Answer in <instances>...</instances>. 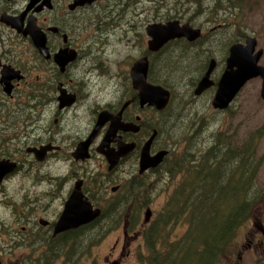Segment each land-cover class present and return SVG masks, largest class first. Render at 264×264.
I'll return each mask as SVG.
<instances>
[{"label": "flooded vegetation", "instance_id": "af4514ba", "mask_svg": "<svg viewBox=\"0 0 264 264\" xmlns=\"http://www.w3.org/2000/svg\"><path fill=\"white\" fill-rule=\"evenodd\" d=\"M29 2L0 0V81L1 70L5 66L11 67L15 73L10 81V94L3 90L0 82V264H62L69 263L67 255L71 248L87 246V228L101 219L105 205L109 201L117 205L119 190L122 191L120 183L154 174L160 169L158 165L138 173L141 147L153 130L157 133L151 143L150 154L167 148H154L158 130L149 123L146 111L151 106L140 103L138 90L132 85L130 68L138 58L146 56V79L151 82V58L162 48L149 51L146 32L145 39L142 34H135L137 44L133 40L130 54L122 59L123 74L117 72L113 75L116 77L114 84L118 85L115 95L108 100L102 96L93 98L87 75H112L100 55L103 31L133 19L128 18L133 13L128 9L129 3L121 2L118 9L110 0H94L74 8L69 6L74 0H50L49 7H40L42 0L32 6ZM146 7L150 11V6ZM2 16H21L24 26L28 19H33L35 26L44 34L46 50L40 51L32 35L19 32L3 21ZM204 34L202 31L200 36ZM174 40H183L192 48L194 55L212 53L215 47L210 40L201 43V38L189 41L181 37L168 42ZM133 46L139 49L136 58L131 52ZM63 49L72 57L65 64H60L56 56ZM129 56L132 57L130 60ZM210 59L216 60L213 69L221 68V75L226 68V47L221 59L210 56L206 66L201 68L200 77L190 88L194 98L209 93L211 101L213 99L220 75L212 78L213 93L209 87L199 95L194 94ZM61 93L72 95L73 101L61 106ZM6 106L12 109L7 110ZM103 110L112 116L121 112V122L132 123L138 129L119 128L102 147L110 120L105 121L92 136L91 133ZM12 117L17 122L15 133L6 131ZM3 134L8 135L6 144L3 143ZM89 138L87 148H77ZM119 143H133V149L109 169L102 150L118 151ZM167 150L168 155L170 150ZM75 188L83 199L89 200L93 209L99 208L101 213L89 223L66 227L68 221L61 223L60 219ZM74 203L77 207L79 200ZM257 226L259 237L248 245H255L264 256V221H258ZM58 227L63 229L57 230ZM262 255L259 258L263 260ZM237 257L241 258V252Z\"/></svg>", "mask_w": 264, "mask_h": 264}, {"label": "rangeland", "instance_id": "374dc122", "mask_svg": "<svg viewBox=\"0 0 264 264\" xmlns=\"http://www.w3.org/2000/svg\"><path fill=\"white\" fill-rule=\"evenodd\" d=\"M166 1V5L162 9H166L167 6L171 7L176 0ZM182 2H187V0H182ZM177 5L183 11L184 7L180 3ZM146 6H150V11L146 9ZM155 6H158L157 0L131 2L128 9L133 13L128 18L133 19L122 21L117 26L103 31L104 36L101 37L103 51H100V55L112 75L107 77L105 75L97 77L87 75L86 80L93 98L102 96L104 100H108L115 95L118 85L114 84L116 77L113 75L117 72L120 75L123 74L122 59L124 56L128 57L130 46L134 41L135 45L137 44L135 34H142V38L145 39V25L150 22L162 21L160 20L162 9L155 11L153 8ZM186 6L188 7L184 10V16L194 14L193 27L200 29V35H202V31L205 33L202 37H198L202 39L201 43L210 40L215 47L212 53H195L193 63L189 64V74L178 81L171 93L172 97L164 109L156 110L153 107L146 109L149 123L151 125L159 124L161 127L154 148H167L170 152L159 164L158 172L149 173L141 178L137 176L132 180L120 183L122 191L119 190L117 204L123 200L127 202L125 207L127 210L120 213V221L118 222L116 215L117 205L114 201H109L103 209V211L106 209V212L101 216V219L88 228L90 238L92 235H96L89 246V251L83 252L74 262L69 261V263L62 264H150V254L156 245L152 249L145 238V232L149 229L150 223L157 221L158 216H163L162 212L167 206L168 197L171 196L174 187L180 184L183 179L181 172L171 177L168 168L174 167L178 160L180 163L184 162L191 152L195 155L199 154V151L209 146L213 137L218 136L221 131L231 136L228 137V140H231L232 143L237 142L239 147L250 136H255L259 131L262 132L257 146V154L263 157V162L257 173V181L260 186L264 185V100L259 94L261 78H252L246 82L225 109L213 108L211 94L207 93L203 97L194 98L190 89L191 85L200 77L201 68L206 66L210 56H214L217 60L221 59L222 51L226 47L227 57L229 47L234 42L243 43L247 36L256 39V51L263 49L258 64L264 65V0H203L200 7L197 4ZM182 11H179L178 14H181ZM107 41L109 42L105 44ZM131 52L133 58L138 57V46H133ZM131 58L129 56V60ZM156 68L159 70V74L167 72L163 64H158ZM104 69L106 68L104 67ZM213 70L210 78H218L221 68ZM160 85L170 90L167 86ZM211 89L213 93L214 88H209L210 91ZM6 109L12 108L6 106ZM16 124L14 118L10 120L6 131L15 133ZM11 133L8 135H12ZM8 135L3 134L5 138L3 143L5 144L8 143L6 140ZM147 208L152 213L149 220L145 222L144 212ZM262 220L264 221L263 199L253 208L249 220L238 229L233 242L228 247L225 246L218 264H225V255L226 264H264L261 250L257 249L255 245H248L250 241L253 243L256 237H259L260 230L257 225L258 221ZM161 221L163 222V219ZM186 221L183 219L169 223L163 227L161 237L166 242L183 237L188 228ZM165 224L164 221L163 225ZM239 252H241L240 259L237 257ZM261 255L263 260L259 258Z\"/></svg>", "mask_w": 264, "mask_h": 264}, {"label": "trees", "instance_id": "16d2710c", "mask_svg": "<svg viewBox=\"0 0 264 264\" xmlns=\"http://www.w3.org/2000/svg\"><path fill=\"white\" fill-rule=\"evenodd\" d=\"M123 1L130 3L138 0H110L116 3L118 9ZM202 1L176 0L171 7L162 9L167 1L157 0L158 6L153 8L155 11L162 9V21L178 18L193 24L194 14L184 16V10L188 7L186 5L197 4L200 7ZM178 3L184 7L183 11L178 8ZM179 11L182 13L178 14ZM191 50L183 40L168 42L151 58V81L167 86L172 93L178 81L189 74V64L193 63L195 56ZM158 64L165 66V74H159ZM152 126L158 132L161 130L159 124ZM220 133L199 154L191 152L184 162L178 160L174 167L168 168L171 177L181 172L183 179L168 197L163 216L150 223L145 232L152 249L156 245L150 254V264H218L221 253L233 242L238 229L249 220L253 208L264 200V185L260 186L257 181L263 162V157L257 154L262 132L250 136L241 147L237 142L228 140L231 136L226 132ZM123 201L117 204L118 222L120 213L127 210V202ZM104 212L106 209L103 215ZM161 219L166 222L165 225ZM183 219L188 224L183 237L166 242L161 237L163 227ZM88 228L86 248H71L67 255L70 262L89 251L94 238H89Z\"/></svg>", "mask_w": 264, "mask_h": 264}, {"label": "water", "instance_id": "95a60500", "mask_svg": "<svg viewBox=\"0 0 264 264\" xmlns=\"http://www.w3.org/2000/svg\"><path fill=\"white\" fill-rule=\"evenodd\" d=\"M39 0H30L29 6L34 5ZM94 0H74L69 6L74 8L76 5H83L84 3H91ZM46 5L50 6V0H42L40 7ZM28 6V7H29ZM23 16V14H22ZM9 18V19H8ZM4 17L2 20L12 27L16 28L23 34L32 35V39L40 51L46 50L44 45L45 37L43 32L35 26L33 19H28L27 25H23V19L19 17ZM145 32L149 39L147 41L149 51H158L164 46L165 43L172 39L184 37L189 41L197 39L201 31L199 28L193 27L189 22L180 23L178 19H171L165 22H150L145 26ZM256 39L254 37H247L245 43L235 42L229 47L228 56L226 57V68L222 72L220 78L217 81L216 90L211 101L213 108L225 109L227 108L236 94L245 85V83L255 77L261 78L260 95L264 100V65L258 64V60L262 54V50L255 51ZM56 56V60L60 64H65L67 59H71V53H68L66 49L59 51ZM215 60L211 59L210 63L205 71L204 75L198 81L197 86L194 88V94L199 95L202 91L208 89L214 84V81L210 78V75L215 66ZM148 70V58L146 56L138 58L130 68V76L134 89L138 90V96L140 103L143 105L147 103L156 110H162L166 107L170 100V91L164 86L147 81ZM16 72V71H15ZM9 66H5L1 70V81L3 84V90L10 94L11 84L10 81L14 78L15 73ZM16 77H19L17 75ZM60 105L69 104L73 101L72 95H64L61 93L59 96ZM60 106V107H61ZM110 113L103 110L99 113L97 123L91 133V136L97 131V129L107 120H110L109 128L104 136L102 147L109 139V136L114 134L117 129H138L132 123H122L120 120L121 112H118L115 116L109 115ZM157 131L153 130L151 136L142 145L140 156L138 173H143L148 168L157 167L162 161L164 156L167 155V149H161L154 154H150V146L156 135ZM90 138L78 145L77 148H87V144ZM133 143H119L118 151H112L109 149H103L102 153L106 156L109 163V169L114 167L118 159L127 154L133 149ZM114 189V188H113ZM75 200H79L78 206ZM80 204V205H79ZM81 206V207H80ZM76 208V209H75ZM101 211L99 208L93 209L88 199H83L78 188H75L72 192L70 202L67 204L64 214L61 217V223L63 220H67L66 227H75L79 223H89L99 217ZM151 210L147 208L144 212V221L147 222L151 216ZM71 222L69 223V220ZM63 227V224H61ZM59 228V227H58ZM59 228L57 230H61Z\"/></svg>", "mask_w": 264, "mask_h": 264}]
</instances>
